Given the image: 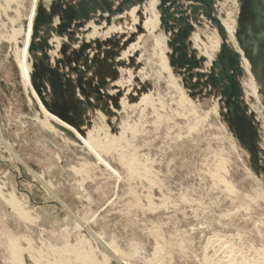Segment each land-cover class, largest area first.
I'll return each instance as SVG.
<instances>
[{"label": "rangeland", "instance_id": "obj_1", "mask_svg": "<svg viewBox=\"0 0 264 264\" xmlns=\"http://www.w3.org/2000/svg\"><path fill=\"white\" fill-rule=\"evenodd\" d=\"M10 1L0 0V191L32 220L18 219L0 195V245L9 235L26 248L27 238L48 264L64 238H92L73 231L80 217L128 264H215L224 253L264 262V0H204L236 57L235 74L229 59L221 72L217 25L194 0H170L166 13L162 0ZM39 8L44 22L36 25ZM180 16L192 26L185 60L193 56L197 67H179L172 54L186 25ZM223 21L233 25L230 41ZM29 22L26 90L15 53ZM232 73L237 91L228 99ZM89 136L107 149L90 151ZM7 260L0 248V264Z\"/></svg>", "mask_w": 264, "mask_h": 264}, {"label": "bare ground", "instance_id": "obj_2", "mask_svg": "<svg viewBox=\"0 0 264 264\" xmlns=\"http://www.w3.org/2000/svg\"><path fill=\"white\" fill-rule=\"evenodd\" d=\"M9 2H11V1L9 0ZM7 5H8V3H7ZM34 8H35V6L32 7V11H31V15H30V21L32 19L33 14H34L33 13ZM149 11H150V9H149ZM149 17H151V16H149ZM146 23H148V25H150L149 28L155 29L157 27V24H158V19H157V17H154V18H152V20L150 19V21L149 22L147 21ZM222 24L226 30L225 32H227V35H228L227 39H229V41L232 40V38L234 37L233 36L234 35L233 34L234 33L233 25L229 24L227 21L226 22L223 21ZM30 34H31V23L29 22L28 30L26 33L25 47L22 51L15 53V59H16V62L18 64V69H19L21 81H22V84L26 90L31 88L30 68H29L28 64L26 63V58H27L26 48H27V45L29 44ZM212 43H214L213 38L206 40V42L202 45L204 48V52L206 51L207 48H211L213 46ZM215 47L216 48L218 47V50L220 48V43L217 40H216ZM241 55H242V52H241ZM241 60H242V65H243L245 71L248 72L249 67H250L248 61L245 59V57L243 55H242ZM249 74H250V71H249ZM253 86H254V84L250 83V82L248 84H246V89H248L246 94H247V97L251 96V99L253 97L255 100V99H257L256 98L257 90ZM252 106H254V105H252ZM40 107L45 111V109L42 107V105H40ZM254 110H255V108H254ZM45 114L48 116L47 119L55 121V123H60L59 120L56 119V117L52 116L51 114H48L46 111H45ZM41 124L43 127H47L45 121H43ZM59 126H60V124H59ZM67 126L68 125H66V127L63 126V129L65 128L67 130ZM60 127H62V125ZM83 143L89 148L90 151H94L95 150L94 148L107 149V146L102 147L101 145H98L97 144L98 142L95 140H92L91 136H89L87 140L83 141ZM33 177L38 181V183L40 184V187L42 189H44L45 193H49L54 199L56 198V197H54L55 194L52 191L50 185L43 182L42 179L40 177H38L36 174H33ZM228 187L230 188V186H228ZM0 195H1V199L6 204H8L10 207L13 208V210L15 211L14 214L17 216L18 219H20L22 222H30L32 220V218L29 215V211L26 209V206L22 205L14 194H10V195H8V197H5V196H3L4 194L0 191ZM77 218H79V219H77L76 222L74 221L75 224L73 227V231L77 230L79 232H81V231L85 232V230H89L90 232H92L90 230L88 220H86L84 218H80V217H77ZM92 234H93V232H92ZM8 236L9 235L4 236V239L1 241L2 243L0 245V248L2 249V251H4L5 253L7 252V254H8L7 264H25V260H26L25 255H28L29 259L31 260V264H41V262H42V258L40 255L41 253L38 254L39 252L35 251V249L32 248L31 242L29 239L25 238L26 242H28V247L22 248L19 246V239L18 238L13 237V236H10V237H8ZM93 236L95 237L97 242H99V244H100V242H101V244H103V246L106 248V250L109 252V254L104 252L103 250H101L100 246L98 245V243H96V241L93 238H89V236L87 238L84 234H82L81 238L76 239V240L74 239L73 244H70L68 239L66 240V238H64L65 240L62 244H64L65 246L63 247V249H61V248L49 249L50 255L53 256V260L49 261L48 264H76V261H78L79 264H110L111 260L114 261L116 258H119L122 264H128L126 262V260L123 259L124 257H122L118 248H116L115 246H113L111 244H108L109 242L106 243V241H104L102 239V236L99 235L98 233H96V235L93 234ZM5 239H6V243L4 244ZM54 247H57V246H54ZM93 249H97V251H99V253L101 254V257H102L101 262H99V263L95 262V259L93 256V251H94ZM231 249H232V247H231ZM224 252H225V250H224ZM232 255L230 254V256H232ZM230 256H228V255L226 256V254L224 253V256H222V258H220V259L218 258L219 261L217 260L218 262H216L215 264H248V262H246V259H245V263L243 261L238 262V261H240L239 259H238V261H235V259L231 258ZM263 256L264 255H262V257ZM153 257L155 258L156 256H153ZM154 258L152 260L159 262V261H157V259H154ZM156 258H158V257H156ZM234 258H237V257L234 256ZM116 260H118V259H116ZM158 260H160V259L158 258ZM262 260L263 259H260L259 260L260 262H256V263H252V264H264V262H262ZM151 262H153V261H150V264H151ZM209 263H210V261H209Z\"/></svg>", "mask_w": 264, "mask_h": 264}, {"label": "water", "instance_id": "obj_3", "mask_svg": "<svg viewBox=\"0 0 264 264\" xmlns=\"http://www.w3.org/2000/svg\"><path fill=\"white\" fill-rule=\"evenodd\" d=\"M195 2H198V3H201L203 4L204 6H206L207 8V18L209 20H211L213 23H216L217 25V28H218V34L220 35L221 37V40H222V45L220 47V56H218V61L220 63V65L222 66V71L221 72H225L223 66H224V61H226L227 59H229V63L228 64V67L231 69V71L235 74L237 69H235V64H237L236 62V57H231L230 53L228 52L227 48H226V45H225V39L222 35V27H221V24L219 23V21L217 19H214L211 15V9H210V3L211 2H206L204 0H194ZM170 2V0H162L161 1V10L163 11V13H166L168 8L165 7L166 3ZM37 19H36V25L40 22V21H43L44 22V12L41 8L38 9L37 11ZM181 18L179 19V21L183 22V24H186L184 25V27L177 31V33H175V36L173 37L172 39V54L173 56L177 54V59H178V66L181 67L182 63H185L187 65H189L190 67H197L198 66V62L196 60H194V57H190L192 60L190 61H187L185 60V58H187L186 56V53H185V50L187 49V45L184 43V41L188 38L191 30H192V26L189 25L186 20L180 16ZM166 19H170V17H166ZM166 19H161V22L165 25V31H167L169 25H168V22L166 21ZM33 37L36 36V28L35 30L33 31ZM33 48V47H32ZM231 61H233V63H231ZM232 73V75H229V77L227 76V80L229 81V83L231 84L230 85V90L231 92H229L228 89L225 88V91L224 93H222L225 97H228V99H230V97L233 95L234 92L237 91V87L235 86V81H234V74ZM14 157L28 170L29 168L27 166H25L18 158L16 155H14ZM54 197H56L54 195ZM61 205L62 207L69 213V215L71 217L74 216V214L58 199V197L55 198ZM73 219H76L77 218H73ZM88 235H90L95 241L96 243H98V245L101 246L102 250L106 253L109 254V252L101 245L99 244V242H97V240L95 239V237L93 236L92 232H90L89 230H86ZM115 259V258H114ZM116 261V264H122L121 262H119L118 260H114Z\"/></svg>", "mask_w": 264, "mask_h": 264}, {"label": "crops", "instance_id": "obj_4", "mask_svg": "<svg viewBox=\"0 0 264 264\" xmlns=\"http://www.w3.org/2000/svg\"><path fill=\"white\" fill-rule=\"evenodd\" d=\"M156 28H157V27H156ZM156 28H155V29H156ZM150 29L155 30V29H153V28H150Z\"/></svg>", "mask_w": 264, "mask_h": 264}]
</instances>
